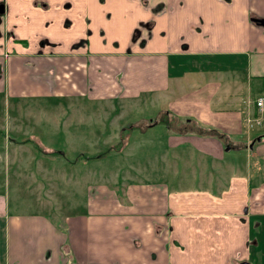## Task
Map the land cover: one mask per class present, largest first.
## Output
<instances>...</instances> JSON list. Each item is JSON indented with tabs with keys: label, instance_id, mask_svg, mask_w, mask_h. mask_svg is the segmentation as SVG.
<instances>
[{
	"label": "crops",
	"instance_id": "0c3cea01",
	"mask_svg": "<svg viewBox=\"0 0 264 264\" xmlns=\"http://www.w3.org/2000/svg\"><path fill=\"white\" fill-rule=\"evenodd\" d=\"M3 1L8 28L19 39L7 42L9 56L2 62L9 74L0 77V95L8 101L68 100L71 92L75 100L142 94L169 100L174 90L185 97L194 94L197 114L189 118L186 111H168L147 120L155 122L149 129L164 118L161 161L144 178L120 180L115 188L87 186L79 212L62 219L65 229L43 213L9 216L7 197L0 194V264H234L248 259L250 230L264 239V123L255 130L244 126L246 114L255 112L254 100L264 97V26L251 21H264V0H130L133 14L118 34L116 49L114 38L103 45L96 29L103 25L105 36L111 33L114 0L102 6L99 0H49V17L33 7V0ZM66 2L71 9L63 10ZM54 4L58 10L51 18ZM98 6L102 13L94 9ZM147 20L153 21L151 40L144 50L125 55L129 32ZM87 28L92 32L88 49L69 55L70 45L84 38ZM39 37L57 44L54 52L63 56L50 62V75L42 65H24ZM188 60L193 65L185 64ZM252 77L262 92H252ZM10 130L0 125L4 157L8 145L15 146ZM238 152H246V159ZM0 169L9 175L8 158ZM25 172L18 170L15 178L25 179Z\"/></svg>",
	"mask_w": 264,
	"mask_h": 264
},
{
	"label": "rangeland",
	"instance_id": "374dc122",
	"mask_svg": "<svg viewBox=\"0 0 264 264\" xmlns=\"http://www.w3.org/2000/svg\"><path fill=\"white\" fill-rule=\"evenodd\" d=\"M103 2L105 0H99V6ZM111 5L116 10V24L105 38L107 41L112 37L111 43H117L118 34L129 25L134 6L130 0H114ZM99 6L94 9L102 13L104 9ZM55 7L56 4L53 5L51 18L58 10ZM94 9L90 13L97 16ZM123 9H127L129 14L124 15ZM46 16H50V9ZM184 62L193 65L190 60ZM250 86L253 93H260L264 88L261 89L259 80L253 77ZM172 92L169 100H151L152 97L142 94L135 99L108 101L75 100L77 96L71 92L68 100L33 97L14 102L1 94L0 125H10L8 134L13 140L11 142L15 143V146L8 145L7 157L0 154V162L8 158L10 169L9 175L0 173V194L7 197L9 216H38L43 213L65 229L62 219L72 211L79 212L85 202L87 186L106 184L115 188V183L120 180L144 178V174L156 166V161H161L166 143L164 118H159L160 123L149 129L146 126L155 122L148 123L147 120L168 111H186L189 118L197 114L194 94L185 97L174 90ZM247 115L251 114H246L245 119ZM135 124L139 127L132 128ZM2 139L0 136V141ZM46 146L53 150L44 148ZM238 153L246 159V152ZM18 170L25 172L21 175L25 179L15 178L14 173ZM188 180L189 175L186 176ZM249 223L253 228L252 221ZM261 235L264 237V230ZM256 239L259 251L249 250L251 264H258L257 258L264 252V239Z\"/></svg>",
	"mask_w": 264,
	"mask_h": 264
},
{
	"label": "flooded vegetation",
	"instance_id": "af4514ba",
	"mask_svg": "<svg viewBox=\"0 0 264 264\" xmlns=\"http://www.w3.org/2000/svg\"><path fill=\"white\" fill-rule=\"evenodd\" d=\"M141 2H144V1L141 0ZM49 3H50L49 0H33L32 1L33 7L39 9L40 12L42 11L43 13L48 12V10L51 9ZM61 6L63 10H69L72 7V3L66 2L65 4L63 3V5ZM6 8L7 6L5 2L3 0L0 1V54L2 58L0 62V77H4V79H7L8 74H9L7 69H5L2 66V62L6 63L8 56H9L7 42L19 40L17 35L14 32V28H8L7 21L5 18L6 13H7ZM55 9H57V7H55ZM54 13L56 15L57 11H55ZM109 14L110 13H106L105 19L109 18ZM90 22L91 21L89 19H85L86 24H89ZM113 24L114 22H112V25ZM49 25H50V21H46L44 24V27L47 28ZM65 26L66 27L69 26L68 20L65 21ZM152 27H153L152 20L141 21L137 24L135 28H133L129 32L127 36V44L124 47L125 55L127 56L133 55L134 50L136 49L140 51L144 50L145 45L152 38V32H151ZM96 29H97L99 39L101 40V43L105 45L106 38H105L104 30L100 26H97ZM91 34H92L91 30L87 28L85 31V37L82 39H79L78 41L70 45L69 50H68L69 55H71L70 52L73 53L74 50L78 51L82 49L86 51L89 47L90 38L92 36ZM20 43L23 44L25 48H28L30 45L29 42L26 43L25 41H21ZM111 45L115 49L119 47V43H112ZM30 46L32 47V52L25 59L24 65L28 67H33L37 64L42 65L45 71H47V73L50 75L51 71L53 70V65L50 62L53 59H56L58 57H60V59L63 58V56L57 55L54 52V49L57 47V44L52 43L47 37H39L36 39L35 43ZM39 78L41 81H45L46 83L51 82V79L49 76L47 77L40 76ZM52 93L53 92L51 91L48 92V94H52ZM261 255L262 256H260L261 259L259 258L258 264H264L263 252H261ZM242 262H248L249 264H251V262L248 259L235 261L234 264H240Z\"/></svg>",
	"mask_w": 264,
	"mask_h": 264
},
{
	"label": "built area",
	"instance_id": "2783aa9c",
	"mask_svg": "<svg viewBox=\"0 0 264 264\" xmlns=\"http://www.w3.org/2000/svg\"><path fill=\"white\" fill-rule=\"evenodd\" d=\"M255 114L247 115L245 128L252 130L261 127L264 123V97H259L254 101Z\"/></svg>",
	"mask_w": 264,
	"mask_h": 264
},
{
	"label": "trees",
	"instance_id": "16d2710c",
	"mask_svg": "<svg viewBox=\"0 0 264 264\" xmlns=\"http://www.w3.org/2000/svg\"><path fill=\"white\" fill-rule=\"evenodd\" d=\"M154 122V121H153ZM254 230V229H253ZM253 230L251 229L250 230V238H251V243H249L248 246H250V249L252 248L253 252L257 253V250H258V240L256 239V237L259 238V236H253ZM259 251V250H258ZM257 263H258V260H257Z\"/></svg>",
	"mask_w": 264,
	"mask_h": 264
},
{
	"label": "water",
	"instance_id": "95a60500",
	"mask_svg": "<svg viewBox=\"0 0 264 264\" xmlns=\"http://www.w3.org/2000/svg\"><path fill=\"white\" fill-rule=\"evenodd\" d=\"M251 21H252V22H255V23L259 24V25L264 26V21L261 20V19H251ZM259 140H260V137L255 138V139L251 142L249 148H252V145H253L255 142L259 141ZM240 264H249V263H248V262H242V263H240Z\"/></svg>",
	"mask_w": 264,
	"mask_h": 264
}]
</instances>
